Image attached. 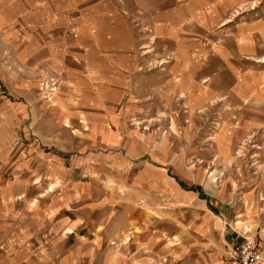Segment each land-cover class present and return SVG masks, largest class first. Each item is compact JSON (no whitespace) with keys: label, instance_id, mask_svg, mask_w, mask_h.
Here are the masks:
<instances>
[{"label":"crops","instance_id":"crops-1","mask_svg":"<svg viewBox=\"0 0 264 264\" xmlns=\"http://www.w3.org/2000/svg\"><path fill=\"white\" fill-rule=\"evenodd\" d=\"M141 31L169 50L151 87L178 96L185 116L206 97L250 114L221 118L217 155H229V128L264 130V0H0V264H227L226 244L243 238L212 205L218 183L204 199L203 169L183 166L187 149L127 121L144 111L130 88ZM52 73L48 101L36 92ZM29 108L35 142L23 138ZM186 132L180 144H197Z\"/></svg>","mask_w":264,"mask_h":264},{"label":"rangeland","instance_id":"rangeland-1","mask_svg":"<svg viewBox=\"0 0 264 264\" xmlns=\"http://www.w3.org/2000/svg\"><path fill=\"white\" fill-rule=\"evenodd\" d=\"M249 4L251 5V3ZM244 6H246V4ZM244 6L242 5V7ZM238 9L240 8L238 7ZM134 35V39L137 40V45L132 49V55L130 57L134 60L138 59L140 74L138 80L131 82L130 88L134 85L138 89V92H135L138 94L135 101H137L139 107L144 108V111L139 115L135 113L132 115L130 114L127 121L131 123V125L140 126L144 131L154 128L157 131H161V133H166L168 137H170V146L173 150L178 151L186 148L187 155L184 153L185 159L182 160V164L184 162L183 166L185 168L197 166L203 169L204 175L201 179L204 188V199H210L212 196L211 190H214L215 184L218 183L219 190H222V195H220V197H222V199H220L222 203L219 205L214 199L212 205H218L225 215L232 219L234 227H238V229L242 230V236L246 234L254 235L259 246L264 248V130H260L259 128H252L250 130L244 128L240 129V132L238 131L239 137H236L237 131L235 132V130L229 128L228 132L230 135L233 136L235 133L234 143H232V146H229L228 149L229 155L222 156V153V157L217 155V146L213 144L212 135H216V131L220 132L222 125L219 126L220 124H218V122L221 118L229 117L238 121L243 120L242 118L245 119L250 114L240 110L236 111L235 108L226 102V98L206 97L205 100L201 98L200 101L204 100V105L197 114H187L185 116L178 107L182 103L179 97L170 96V101H168L164 92L153 90L147 77V72L150 73L154 71V67H156V69H161L165 66L166 60L170 58L168 56L169 50L163 47L161 38H157V40L152 43V46L150 45L151 41L154 40L152 32L148 34V32L141 31L134 33ZM204 57L205 56L202 54L201 59L207 58L203 61L209 60V57ZM50 75H45L44 78L41 79L40 85L37 88L38 92H36V94L48 101L54 99L57 92H54L55 90L49 93L46 92V84L54 80L56 81V87L57 85L59 86L58 76L53 73ZM204 83L211 86L208 81ZM216 85L217 82L214 83L215 87ZM15 93L16 95L19 94L18 92ZM168 102L172 107H177L173 108L175 111L171 113L166 111L165 114L163 113L164 115H159L160 112H156L153 121H150L152 116H154L153 109L155 108L158 110V108H161L163 105L168 106ZM250 107L251 105L247 106V108ZM147 112L149 114H146ZM148 115L151 118H147ZM20 116V121L24 124L25 136L23 138H27L28 140L33 138L32 140L35 142L37 136L33 131L34 113L31 112V108H29L23 119V114ZM261 116H264V114ZM173 117L175 121L172 119ZM172 121L174 122L171 123ZM236 121L234 124H238ZM240 125H242V121ZM183 128L187 129L186 136L188 139H195L194 141H196L197 144H180V141L182 143L180 138L183 134ZM72 146L73 149H76L75 152L73 151L74 154L78 153V151L81 150L80 148H82L77 141L75 145L73 143ZM196 152H198V155L195 154ZM216 156H219V158H216ZM226 156L228 157L227 159L224 158ZM212 158L213 160H211ZM171 171L173 172L174 168H171ZM121 175L122 173L119 172L114 173L115 179L120 177L125 179V177ZM127 179L128 178H126V181ZM179 179L182 181L187 180L186 182L184 181V184L187 185L186 187L190 186L189 180L191 177ZM228 184H232L234 187L233 192L230 194L225 192ZM172 212L175 213L174 210H172ZM242 216L248 219L247 222L239 221L242 223V226L235 224V218H242ZM244 225H247L249 228L246 229ZM13 238L14 237L11 238L12 242L16 243L15 238ZM40 244L44 247L49 244V241L45 240ZM228 245L229 244H226L225 250L223 251L225 261L227 264H238L228 255ZM96 260V264H102L100 255H97ZM188 263L195 264L196 261L191 258L188 260ZM82 264H85V260L82 261Z\"/></svg>","mask_w":264,"mask_h":264},{"label":"built area","instance_id":"built-area-1","mask_svg":"<svg viewBox=\"0 0 264 264\" xmlns=\"http://www.w3.org/2000/svg\"><path fill=\"white\" fill-rule=\"evenodd\" d=\"M54 80L46 84V92L55 90ZM228 255L238 264H264V248L260 247L254 235L246 234L237 244H229Z\"/></svg>","mask_w":264,"mask_h":264},{"label":"bare ground","instance_id":"bare-ground-1","mask_svg":"<svg viewBox=\"0 0 264 264\" xmlns=\"http://www.w3.org/2000/svg\"><path fill=\"white\" fill-rule=\"evenodd\" d=\"M244 227H245L246 229H248V228H249L247 225H244Z\"/></svg>","mask_w":264,"mask_h":264}]
</instances>
